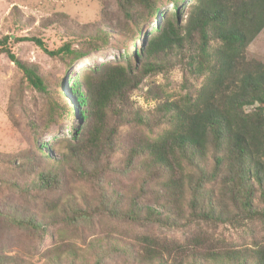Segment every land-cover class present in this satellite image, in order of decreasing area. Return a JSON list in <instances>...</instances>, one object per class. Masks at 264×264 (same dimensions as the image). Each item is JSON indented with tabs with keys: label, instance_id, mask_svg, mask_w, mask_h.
<instances>
[{
	"label": "trees",
	"instance_id": "1",
	"mask_svg": "<svg viewBox=\"0 0 264 264\" xmlns=\"http://www.w3.org/2000/svg\"><path fill=\"white\" fill-rule=\"evenodd\" d=\"M164 1L174 11H164L160 20L161 0H115L116 8L135 30L141 12L157 17L155 29L141 34L138 54L125 53L123 62L103 63L80 74L81 82L78 78L72 81V90L79 91L80 85L84 88L80 97L85 114L78 134L67 141L63 152L57 150L61 159L53 160L37 145L43 160L37 169L36 158L29 151L0 153L4 157L0 162L18 176L13 185L31 176L33 189L54 192L66 173L84 182H102L114 163L136 174L131 185L123 191L107 182L101 204L91 210L68 200L59 203V196H51L47 198L50 212L40 221L18 213L10 217L11 223L43 234L50 225L65 227L104 215L126 222L130 229L154 224L186 228L192 232L181 240L152 231L135 233L128 243L131 247L124 244V251L139 264H264V239L253 237L250 243L237 246L201 225H242L245 220L264 228V62L247 55L249 44L264 33V0H189L187 6L185 0ZM13 16L17 21L19 16ZM101 26L79 29L89 48L108 43ZM9 40L31 41L47 55L61 56L70 63L86 51L71 48L70 43L50 50L35 36L0 37V54L46 96L42 108L47 118L65 119L67 111L73 116V105L68 99L70 105L65 109L63 90H58L57 84L63 89V80L50 81L21 61L10 49ZM175 57L180 61L174 62ZM181 62L200 81H183L182 92L175 97L162 91L163 100L149 113L135 109L130 97L142 79L167 72ZM160 96L155 92L151 97L159 100ZM127 125L135 126L136 131L124 137L122 128ZM116 154L119 156L114 157ZM209 182L214 184L207 187ZM25 191L31 188L25 187ZM146 192L158 196L156 206L142 202ZM41 254L43 264L67 260L88 264L72 244L63 241ZM95 260L94 264L101 263L100 257ZM0 264L36 263L21 255H4Z\"/></svg>",
	"mask_w": 264,
	"mask_h": 264
},
{
	"label": "rangeland",
	"instance_id": "2",
	"mask_svg": "<svg viewBox=\"0 0 264 264\" xmlns=\"http://www.w3.org/2000/svg\"><path fill=\"white\" fill-rule=\"evenodd\" d=\"M161 1L158 11L160 20L164 11H174L171 3ZM187 4L189 0H185L184 6ZM15 13L19 16L17 21L13 16ZM105 18L107 19L104 20ZM156 19L155 15L148 17L141 12L138 30H135L132 22L125 20L118 11L115 0H0V37L35 36L41 38L50 50L70 43L71 48L86 51L82 58L70 63L61 56L47 55L31 41L9 40L10 49L21 61L34 66L40 75L49 77L50 81L58 83L63 80V89L57 84L58 90H63L61 95L65 109L70 104L73 105V116L67 111L65 119L49 120L42 108L46 96L30 86L14 63L5 54H0V153L18 154L24 150L29 151L36 158L37 169L43 163L36 152L37 145L53 160L61 159L57 150L64 151V145L78 134L84 120L80 97L84 88L80 85L79 91L76 88L72 90V81L78 78L81 82L80 74H86L103 63L123 62L125 53L131 56L138 54L143 40L141 34L151 33L155 29ZM96 25L103 26L101 29L107 33L109 41L106 45L93 49L84 43V37L78 31L86 26ZM247 55L264 62L263 32L249 44ZM176 61H180L179 57H175L174 62ZM136 70L133 67V71ZM183 81L197 84L200 78L189 74L182 62L174 64L167 72L145 76L131 93L132 104L135 109L149 113L163 100L162 91L174 97L182 92ZM155 92L162 95L159 100L151 97ZM140 128L146 131L145 126L140 125ZM122 131L126 137L127 133L136 131V127L123 126ZM0 156V160L4 159L3 155ZM118 156L116 154L114 157ZM11 169L0 162V257L21 255L31 262L43 264L41 253L63 241L72 244L77 255L85 257L88 264L95 263V256L100 257V264H139L124 251V244L128 245L135 233L152 231L160 236L181 240L192 232L186 228H169L157 224L130 229L126 222L106 218L104 215L79 219L65 227L60 224L50 225L43 234L36 230L16 228L10 217L19 213L22 217L29 215L40 221L45 213L50 212L47 198L51 196H59V203L66 204L68 200L82 209H96L101 204L103 194H106L103 188L107 182L126 191L136 174L131 170H121L114 163L113 169L102 182H84L66 173L58 189L47 192L33 189L30 184L31 176L19 181L20 185H13L18 176L9 171ZM66 169L69 172L68 165ZM210 183L214 184L209 182L205 185L209 187ZM25 187H30L31 191H25ZM258 193L255 192L256 195ZM157 201L158 196L152 193L146 192L142 198V202L148 205L156 206ZM260 224L245 220H242V225L201 223L214 236L220 235L237 246L250 243L253 237L263 240L264 228ZM62 264L72 263L67 260Z\"/></svg>",
	"mask_w": 264,
	"mask_h": 264
}]
</instances>
